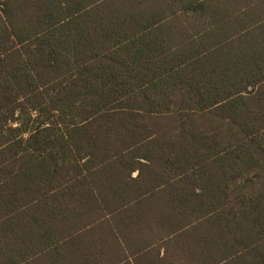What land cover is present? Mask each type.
<instances>
[{
  "label": "trees",
  "instance_id": "trees-1",
  "mask_svg": "<svg viewBox=\"0 0 264 264\" xmlns=\"http://www.w3.org/2000/svg\"><path fill=\"white\" fill-rule=\"evenodd\" d=\"M209 1L0 0V264H264V1Z\"/></svg>",
  "mask_w": 264,
  "mask_h": 264
},
{
  "label": "rangeland",
  "instance_id": "rangeland-1",
  "mask_svg": "<svg viewBox=\"0 0 264 264\" xmlns=\"http://www.w3.org/2000/svg\"><path fill=\"white\" fill-rule=\"evenodd\" d=\"M243 4H246V2H244ZM246 14L249 15V11H246ZM264 16H254L250 19V23L254 22L255 20H259V19H262ZM203 19L204 20H207V18L205 16H203ZM243 19H245L244 21L246 22V17H243ZM185 21V18L183 19ZM200 19H193V20H190L187 24H193L194 25V21L195 22H198ZM249 23V24H250ZM189 25V26H190ZM209 25V23H208ZM195 123L199 126H203L204 128H207V129H215V127H219L220 131L222 132V136L223 138H225L226 140H233L235 141V138L239 135L237 133V131L235 130V128H233L232 126H229L227 124H219L220 122H217V118L216 117H213V116H210V115H201V116H196L195 117ZM176 127V123L174 122L173 119H169V120H163L162 122H160L159 124V128L164 130V131H168V132H172L173 129ZM236 135V136H235ZM254 175V174H253ZM254 183H250L249 186L247 185V189L248 190H254L255 188L258 187L257 184H259V182L257 183V178L256 176H254Z\"/></svg>",
  "mask_w": 264,
  "mask_h": 264
},
{
  "label": "crops",
  "instance_id": "crops-1",
  "mask_svg": "<svg viewBox=\"0 0 264 264\" xmlns=\"http://www.w3.org/2000/svg\"><path fill=\"white\" fill-rule=\"evenodd\" d=\"M264 0H210L207 2L206 7L211 10H228L234 11L235 14L241 15V18L244 11L251 9H259L260 4H262ZM246 2V4H243ZM262 9V8H261ZM164 254V250H162V255ZM152 264L151 262H148ZM159 264H170L165 261H161Z\"/></svg>",
  "mask_w": 264,
  "mask_h": 264
}]
</instances>
